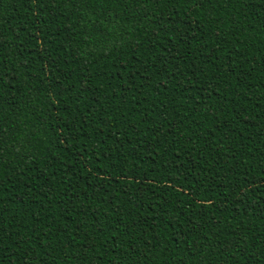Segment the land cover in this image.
<instances>
[{"label": "trees", "instance_id": "16d2710c", "mask_svg": "<svg viewBox=\"0 0 264 264\" xmlns=\"http://www.w3.org/2000/svg\"><path fill=\"white\" fill-rule=\"evenodd\" d=\"M0 264H264V0H0Z\"/></svg>", "mask_w": 264, "mask_h": 264}]
</instances>
